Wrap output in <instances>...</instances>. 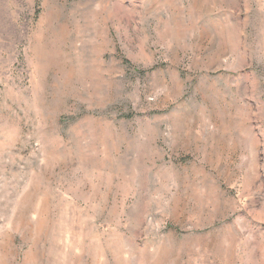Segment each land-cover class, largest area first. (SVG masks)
<instances>
[{
    "label": "rangeland",
    "instance_id": "1",
    "mask_svg": "<svg viewBox=\"0 0 264 264\" xmlns=\"http://www.w3.org/2000/svg\"><path fill=\"white\" fill-rule=\"evenodd\" d=\"M0 264H264V0H0Z\"/></svg>",
    "mask_w": 264,
    "mask_h": 264
}]
</instances>
